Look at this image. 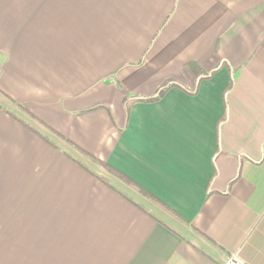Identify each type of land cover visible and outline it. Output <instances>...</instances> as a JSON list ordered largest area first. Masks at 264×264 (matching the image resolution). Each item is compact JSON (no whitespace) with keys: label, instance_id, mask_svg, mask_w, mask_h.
<instances>
[{"label":"crops","instance_id":"obj_1","mask_svg":"<svg viewBox=\"0 0 264 264\" xmlns=\"http://www.w3.org/2000/svg\"><path fill=\"white\" fill-rule=\"evenodd\" d=\"M229 259L264 264V0H0V264Z\"/></svg>","mask_w":264,"mask_h":264},{"label":"trees","instance_id":"obj_2","mask_svg":"<svg viewBox=\"0 0 264 264\" xmlns=\"http://www.w3.org/2000/svg\"><path fill=\"white\" fill-rule=\"evenodd\" d=\"M170 87V86H169ZM168 88V87H167ZM167 88L163 89L159 95L157 96H153V97H149V98H144V99H141L143 101H155L157 99H159L160 97H162L164 95V93L166 92ZM39 135H41L40 133H38ZM42 136V135H41ZM45 140H49L48 137L46 136H42ZM115 173H117V175H121L123 177L126 178V176H124L123 174H119V172H117L116 170L112 169ZM143 193H145V195L149 196V197H153L151 194L147 193L146 191L142 190Z\"/></svg>","mask_w":264,"mask_h":264},{"label":"built area","instance_id":"obj_3","mask_svg":"<svg viewBox=\"0 0 264 264\" xmlns=\"http://www.w3.org/2000/svg\"><path fill=\"white\" fill-rule=\"evenodd\" d=\"M226 264H239L235 259H229Z\"/></svg>","mask_w":264,"mask_h":264},{"label":"rangeland","instance_id":"obj_4","mask_svg":"<svg viewBox=\"0 0 264 264\" xmlns=\"http://www.w3.org/2000/svg\"><path fill=\"white\" fill-rule=\"evenodd\" d=\"M79 156H80V155H79ZM81 158H83V159H84L85 157H81Z\"/></svg>","mask_w":264,"mask_h":264}]
</instances>
